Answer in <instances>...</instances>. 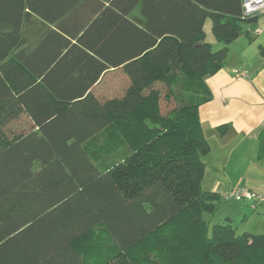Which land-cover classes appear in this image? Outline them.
Returning a JSON list of instances; mask_svg holds the SVG:
<instances>
[{
	"label": "trees",
	"instance_id": "1",
	"mask_svg": "<svg viewBox=\"0 0 264 264\" xmlns=\"http://www.w3.org/2000/svg\"><path fill=\"white\" fill-rule=\"evenodd\" d=\"M260 17L243 0H0V264H85L74 244L100 225L119 256L158 241L150 264H264V235L206 220L222 196L203 188L200 119L207 78ZM36 18L54 27L31 48ZM109 129L121 157L102 173L82 145Z\"/></svg>",
	"mask_w": 264,
	"mask_h": 264
},
{
	"label": "crops",
	"instance_id": "2",
	"mask_svg": "<svg viewBox=\"0 0 264 264\" xmlns=\"http://www.w3.org/2000/svg\"><path fill=\"white\" fill-rule=\"evenodd\" d=\"M262 16L255 23L254 29H251L252 36H241L232 45L224 68L216 75L207 78L206 82L213 99L200 108L204 135L211 148L210 154L203 158L206 165L204 190L219 193L222 202L226 203L220 221L230 218L237 226V230L241 225L247 224V231H244V234L253 235H264V204L253 201H225L224 197L238 187L258 194L264 188V159H258L259 136L264 128V18L262 19ZM130 18L140 22V8H137ZM211 26L212 23L208 20L204 28L207 40ZM257 30H261L262 33L255 34ZM29 44L34 48L37 42L31 45L29 41ZM243 72H247L248 77L238 75ZM111 73H107L95 89L101 87ZM24 118L30 123L28 130L32 129V123L27 116L24 115L17 121ZM221 126L228 127L225 135L218 132ZM89 142L91 140L87 143ZM87 143L82 145V149L88 153L92 163L100 172H105L107 166L104 168L94 162L87 149ZM98 228H102L112 240L103 225L92 229L90 233ZM112 242L114 243L113 240ZM77 243L74 246L78 256L88 264L80 254Z\"/></svg>",
	"mask_w": 264,
	"mask_h": 264
},
{
	"label": "rangeland",
	"instance_id": "3",
	"mask_svg": "<svg viewBox=\"0 0 264 264\" xmlns=\"http://www.w3.org/2000/svg\"><path fill=\"white\" fill-rule=\"evenodd\" d=\"M263 18L264 15L262 16V19ZM254 25L255 23L245 24L243 26L244 32H251V29H254ZM47 29L48 27L45 26L40 20L34 19L27 27V38L29 39L31 45H34L38 41L42 33ZM209 29L212 33V26ZM211 33L210 36H208V42L212 45L213 51L217 52L221 50L224 45L217 42ZM242 36H252V34H244ZM231 47L232 45L230 46L229 50H231ZM110 77L107 76V79L104 81V85L107 89V94L108 92H110L108 89V87H110L108 85L111 81ZM178 104L175 100H163V113H169L172 109L177 107ZM13 126L19 131L23 129H29L30 123L27 121V119L24 118L20 121L15 122ZM87 149L90 151L94 162L101 164V166L104 168L105 166H108L112 162H114L118 157H121L120 153L122 150L117 149L115 134L111 129L102 132L93 141L87 143ZM36 168H38V166H36ZM203 188L205 189L204 183ZM219 205L220 206L217 215H206V220L209 223H217V221L220 220L222 214L221 212L226 207V203L223 201ZM239 224L242 223L239 222ZM247 227V224L245 226L241 225L238 229V235L244 234V231H247ZM77 248L88 264H150L152 262V258L160 261V252H162V247L159 245V242L153 240L141 245L140 247L129 253L119 256V251L115 248L114 243L108 238L102 228L95 229L86 237L81 239L77 243ZM143 257H145L146 259L148 258L147 261H143Z\"/></svg>",
	"mask_w": 264,
	"mask_h": 264
},
{
	"label": "built area",
	"instance_id": "4",
	"mask_svg": "<svg viewBox=\"0 0 264 264\" xmlns=\"http://www.w3.org/2000/svg\"><path fill=\"white\" fill-rule=\"evenodd\" d=\"M264 15V0H243V16L245 18H254ZM261 30H257L255 34H261ZM241 77H248L247 72L238 73ZM225 201L234 200L236 202L253 201L258 204H264V188L261 193H253L243 187H238L228 196L224 197Z\"/></svg>",
	"mask_w": 264,
	"mask_h": 264
}]
</instances>
